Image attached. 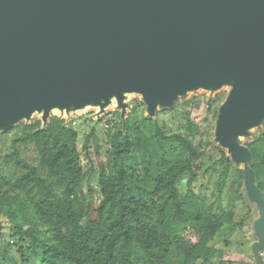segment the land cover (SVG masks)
I'll return each instance as SVG.
<instances>
[{
    "label": "trees",
    "instance_id": "1",
    "mask_svg": "<svg viewBox=\"0 0 264 264\" xmlns=\"http://www.w3.org/2000/svg\"><path fill=\"white\" fill-rule=\"evenodd\" d=\"M225 97L206 99L207 129L195 121L193 95L160 111L178 118L176 127L160 115L126 119L113 145L112 170L98 171L95 207L81 189L84 172L74 127L56 115L43 127L39 121L15 125L8 150L0 152V216L9 224L11 240L0 248V264H206L215 255L228 264H253L212 245L225 224L243 225L235 221L234 206L214 207L233 166L211 138ZM6 134L0 132V140ZM245 145L264 197V120ZM28 146L36 163L21 154ZM199 179L204 184L198 188ZM243 184L242 173L234 198L247 203Z\"/></svg>",
    "mask_w": 264,
    "mask_h": 264
},
{
    "label": "water",
    "instance_id": "2",
    "mask_svg": "<svg viewBox=\"0 0 264 264\" xmlns=\"http://www.w3.org/2000/svg\"><path fill=\"white\" fill-rule=\"evenodd\" d=\"M229 82L215 141L242 162L264 215L237 139L264 118V0H0L2 131L34 111L46 119L53 104L115 93L124 108L121 91L137 90L153 113L186 90Z\"/></svg>",
    "mask_w": 264,
    "mask_h": 264
},
{
    "label": "rangeland",
    "instance_id": "3",
    "mask_svg": "<svg viewBox=\"0 0 264 264\" xmlns=\"http://www.w3.org/2000/svg\"><path fill=\"white\" fill-rule=\"evenodd\" d=\"M230 87L231 83L229 82L222 83L217 88L199 86L194 89L186 90L184 93L178 94L171 105L157 104L153 113L147 110L142 96L134 91L127 92L123 95L122 103L124 104V108L120 107L115 100L103 106L101 109H94L92 107L82 111H72L69 109L66 114L49 111L46 119L42 118V111H34L28 117L22 118L4 130L7 134L3 140H0V152L3 153L8 150L10 137L15 131V125L39 121L40 125L43 127L52 115L65 119L77 132V149L80 154V164L84 172L81 188L82 192L85 199L92 202L93 207H95L100 200L97 184L98 171L100 168H104L107 172L112 170L114 164L112 155L113 145L120 141V134H122L125 129L126 119L138 118L143 114L150 117L160 115V119H165L171 126L176 127L179 119L172 116L170 112L161 113L160 111L169 109L173 107L175 103H179L183 99H187L193 95L196 97L192 108L195 121L201 128L207 129L205 127L208 120V114L205 110L206 99L215 94L226 96ZM263 120L264 118L260 123L248 127L244 133L237 135L239 142L244 145L249 142L252 139V134L257 133L262 128ZM0 132H2V130H0ZM206 135L208 136L207 132ZM86 137H88V142L84 145ZM211 138L214 143H217L214 137V128L211 132ZM224 150L226 151V149ZM226 153L228 152L226 151ZM21 154L30 162L36 163L37 154L32 146L22 149ZM9 167L10 165L6 166V168ZM241 167V164L233 161V166L229 169L223 188L214 198V207H216V210L220 211L234 206L235 221L242 222L243 225L236 227L231 223L225 224L221 231L214 237L212 245L218 249L238 253L239 258H241L239 261L246 263H252V261H254L253 264H264V228L258 230V228L264 226V215H262V210L249 198L247 201L249 205H247L246 202V204L242 202V199L237 200L234 198V191L242 179ZM203 184L204 182L199 179L195 185L199 188V185ZM180 187L185 189L186 182H181ZM243 188L246 194L244 184ZM210 190L207 193L209 195ZM92 217H94V215ZM251 217H253V220H250ZM259 219H261L260 226L259 223H256ZM8 227L9 224L7 220L0 216V248L3 247L4 242H11L8 238ZM11 255L18 261V257L14 253V248H11ZM200 263V261L196 262V264ZM206 264L228 263L220 260V257L215 255Z\"/></svg>",
    "mask_w": 264,
    "mask_h": 264
},
{
    "label": "bare ground",
    "instance_id": "4",
    "mask_svg": "<svg viewBox=\"0 0 264 264\" xmlns=\"http://www.w3.org/2000/svg\"><path fill=\"white\" fill-rule=\"evenodd\" d=\"M204 87H208L206 85H201ZM211 88V87H210ZM137 92L139 93L141 96V92L137 91V90H122L121 91V95H122V100H123V95L127 92ZM116 100V96L115 93H110L106 99L101 97L99 98L97 101H87L81 105H74V104H64V105H59V104H53L52 106L49 107V111L50 112H54V113H67L69 111V109H71L72 111H82V110H86L88 108H94V109H101L103 106L108 105L111 102H114ZM117 102V100H116ZM225 149V148H224ZM239 164L242 165V162H238Z\"/></svg>",
    "mask_w": 264,
    "mask_h": 264
}]
</instances>
